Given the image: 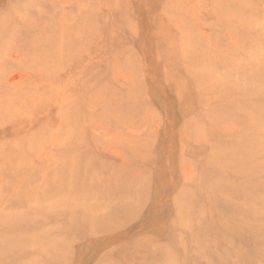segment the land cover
<instances>
[{
    "label": "rangeland",
    "instance_id": "obj_1",
    "mask_svg": "<svg viewBox=\"0 0 264 264\" xmlns=\"http://www.w3.org/2000/svg\"><path fill=\"white\" fill-rule=\"evenodd\" d=\"M0 264H264V0H0Z\"/></svg>",
    "mask_w": 264,
    "mask_h": 264
}]
</instances>
